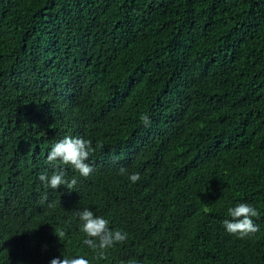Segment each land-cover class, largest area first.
<instances>
[{"label":"trees","instance_id":"1","mask_svg":"<svg viewBox=\"0 0 264 264\" xmlns=\"http://www.w3.org/2000/svg\"><path fill=\"white\" fill-rule=\"evenodd\" d=\"M66 136L103 147L53 190ZM237 203L260 212L245 239L223 227ZM84 208L127 233L105 259ZM77 256L264 264V0H0V264Z\"/></svg>","mask_w":264,"mask_h":264},{"label":"clouds","instance_id":"2","mask_svg":"<svg viewBox=\"0 0 264 264\" xmlns=\"http://www.w3.org/2000/svg\"><path fill=\"white\" fill-rule=\"evenodd\" d=\"M140 122L145 127L149 126L151 123L149 114H141ZM102 147L103 145L100 143L93 147L90 139L79 136H66L54 143L46 155V163L53 165L55 170L52 171L51 175L41 173L38 179L50 189L56 190L63 185L71 191L77 184L76 178L66 179L64 169L57 165L70 166L80 176L87 178L92 174L93 167L86 161L98 148ZM118 171L121 175L127 173V169L124 167H120ZM128 179L135 184L141 179L140 173H131L128 175ZM227 215L231 219H225L223 227L229 235L245 239L259 230L254 223V218L258 219L260 212L249 203H237L234 207H229ZM75 216L78 218L80 231L85 236L83 244L92 249L97 254L98 259H105L107 249L116 244L124 243L127 239L126 232L119 229H110L107 219L95 216L93 211L88 208L76 212ZM55 235L60 239L65 236V232L61 230ZM50 264H90V261L83 256L63 257L62 259H51Z\"/></svg>","mask_w":264,"mask_h":264}]
</instances>
